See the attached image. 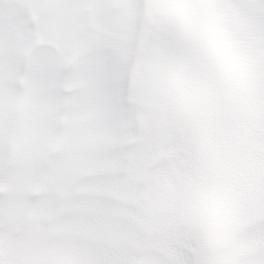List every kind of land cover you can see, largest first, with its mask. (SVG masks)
<instances>
[{
    "label": "clouds",
    "instance_id": "1",
    "mask_svg": "<svg viewBox=\"0 0 264 264\" xmlns=\"http://www.w3.org/2000/svg\"><path fill=\"white\" fill-rule=\"evenodd\" d=\"M264 264V0H0L3 264Z\"/></svg>",
    "mask_w": 264,
    "mask_h": 264
},
{
    "label": "snow or ice",
    "instance_id": "2",
    "mask_svg": "<svg viewBox=\"0 0 264 264\" xmlns=\"http://www.w3.org/2000/svg\"><path fill=\"white\" fill-rule=\"evenodd\" d=\"M0 264H3V261H0ZM94 264H128L127 261H112V260H101V261H96Z\"/></svg>",
    "mask_w": 264,
    "mask_h": 264
}]
</instances>
